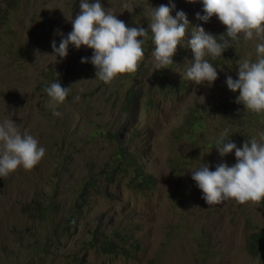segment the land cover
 Listing matches in <instances>:
<instances>
[{"label": "rangeland", "instance_id": "obj_1", "mask_svg": "<svg viewBox=\"0 0 264 264\" xmlns=\"http://www.w3.org/2000/svg\"><path fill=\"white\" fill-rule=\"evenodd\" d=\"M79 3L0 0V123L12 119L45 149L32 170L20 166L0 177V264H259L246 239L264 227V204L209 206L191 171L237 162L235 150L221 157L215 149L225 129L241 148L264 132V113L236 103L239 91L226 84L227 75L238 78L237 61H256L264 41L241 34L222 56H206L218 78L211 87L196 85L186 76L193 32L203 27L222 42L227 30L215 16L197 19L205 14L202 0H101L128 27L148 29L160 5L189 20L167 69L156 68L148 29L138 71L105 84L93 64L81 63L92 49L70 44L67 57L53 55L52 41L58 47L72 31ZM56 81L69 88L55 106L60 116L44 89ZM114 135L133 162L113 154Z\"/></svg>", "mask_w": 264, "mask_h": 264}, {"label": "clouds", "instance_id": "obj_2", "mask_svg": "<svg viewBox=\"0 0 264 264\" xmlns=\"http://www.w3.org/2000/svg\"><path fill=\"white\" fill-rule=\"evenodd\" d=\"M187 2L196 3L197 0ZM202 3L205 14L201 16L197 13V19L207 23L215 16L227 30L220 35L222 42H218L217 37L203 27L195 29L188 42L194 60L186 76L196 85L211 87L218 78V72L205 59L206 56L213 59L222 56L231 47L230 41L238 42L241 34L246 41L254 38L264 41V0H202ZM79 7V14L71 21L72 31L61 39L58 47L55 40L52 41L53 55L67 57L70 44L76 49L81 46L92 49V57L82 58L81 63L93 64L97 69L96 78L105 84H110L118 75L138 71L144 59V40L140 38L148 35V29L154 37L156 68L167 69L173 64L172 57L185 39L189 26L183 11H178L174 18L170 14L172 8L165 5L152 7L148 29L128 27L111 11H106L101 0H80ZM256 54L255 62L248 59L237 61L238 78L227 75L226 84L230 91H239L236 103L260 114L264 113V42L256 45ZM45 91L50 97L49 106L53 108V115L60 116L55 106L65 101L69 88L53 82ZM259 136V140L252 137L241 148L231 141L225 129L216 141L215 149L221 157L235 150L237 162L231 167L220 163L215 171L204 163L191 171L192 179L209 206L228 199L239 204H260L264 201V132ZM44 155L45 149L38 145L37 139L27 132L21 134L12 119L0 123V177H7L20 166L30 171Z\"/></svg>", "mask_w": 264, "mask_h": 264}, {"label": "trees", "instance_id": "obj_3", "mask_svg": "<svg viewBox=\"0 0 264 264\" xmlns=\"http://www.w3.org/2000/svg\"><path fill=\"white\" fill-rule=\"evenodd\" d=\"M52 79H53V77L51 75H49L48 81L52 80ZM46 88L47 87L45 86L44 89H46ZM126 91L128 92V97H127V100L125 102L127 104L131 103L129 105V107L127 108V116H129L130 113H132V109H133L134 98L132 100V97H133L134 91H131L130 88L126 89ZM113 138L115 139V141L117 143L116 149H115L113 154L116 157H118L119 159L123 160L124 162H125V160H127L128 162H133V161H130L129 158H127V153H126L127 152V146H126V148L124 146H121L118 143V138L116 135H114ZM100 172H103L105 174H109L108 172H104L103 170H101ZM107 178L110 179L111 176L109 175V177H107ZM148 178H150V176H148ZM143 180L147 185L150 184V181L147 179V177L144 176ZM88 184H91V182L89 181ZM262 203L264 204V201H262ZM99 237H101V233L99 234ZM246 250L253 258H255V260L259 264H264V227H257L248 233V236L246 239ZM115 252H117L116 249L113 251V254ZM112 257L113 256H109V260Z\"/></svg>", "mask_w": 264, "mask_h": 264}]
</instances>
